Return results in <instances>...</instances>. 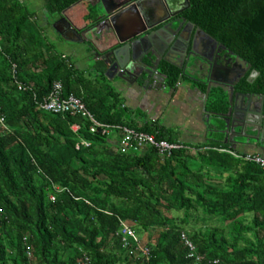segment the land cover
Returning <instances> with one entry per match:
<instances>
[{
	"label": "trees",
	"instance_id": "obj_1",
	"mask_svg": "<svg viewBox=\"0 0 264 264\" xmlns=\"http://www.w3.org/2000/svg\"><path fill=\"white\" fill-rule=\"evenodd\" d=\"M80 1L46 0V9L59 15ZM186 16L258 73L240 90L264 95V0H190ZM97 66L85 78L43 41L23 6L0 0V264H80L84 256L92 264H264L259 166L218 144L163 157L149 147L122 152L99 129L91 133L87 119L40 108L60 82L63 97L79 98L98 123L173 143L161 127L125 120L118 99L107 101L113 91L99 84L105 68ZM170 75V85L182 77L176 69ZM209 102L213 112L227 109L220 89ZM121 222L147 256L131 237L123 246ZM181 233L204 260L189 257Z\"/></svg>",
	"mask_w": 264,
	"mask_h": 264
},
{
	"label": "water",
	"instance_id": "obj_2",
	"mask_svg": "<svg viewBox=\"0 0 264 264\" xmlns=\"http://www.w3.org/2000/svg\"><path fill=\"white\" fill-rule=\"evenodd\" d=\"M83 1L85 0L80 2ZM185 3L188 5V0H185ZM129 8L134 10L137 24L142 28L129 38L123 39L117 32L115 20L123 16ZM141 9L138 0H130L119 5L115 0H95L91 5V16L89 15L91 19L84 27L81 29L75 27L65 15V10L54 28L61 34L66 31L68 35H73V38L64 37L67 42L72 43L90 42L94 46L86 38V34L96 29L113 37L110 39L108 36L106 41L111 45L107 49L103 52L97 51L105 68L104 76L108 79L117 77L130 84L164 89L168 86L165 80L170 74V69H176L181 72L182 77L194 83L196 88L206 85L205 102L211 95L212 89L222 90L227 95V109L225 113L213 112L208 115V118L211 117L208 121L209 131L222 134L224 137L222 144L232 149L240 147L264 153V96L235 94L234 85L239 79L233 84H228L221 78L215 81L212 67L220 64L199 52L195 45L196 34L199 32L209 41L210 50L217 49V53L225 51L231 56L232 51L199 27L192 34L194 25L191 22L186 23L185 19L175 20L145 34L151 27L145 28L139 12ZM135 19H130L131 23ZM188 26L191 30L186 32ZM243 63L246 69L240 77L251 69L250 64L244 61ZM222 67L230 69L227 64ZM257 76L258 73L253 70L248 75L247 81L252 82ZM212 83L217 84L212 85ZM212 119L219 121L220 124L212 123Z\"/></svg>",
	"mask_w": 264,
	"mask_h": 264
},
{
	"label": "crops",
	"instance_id": "obj_3",
	"mask_svg": "<svg viewBox=\"0 0 264 264\" xmlns=\"http://www.w3.org/2000/svg\"><path fill=\"white\" fill-rule=\"evenodd\" d=\"M15 1L28 11L30 21L36 23L41 30L43 38H45L43 32L44 28L50 26L58 35L61 42L69 44L70 49H68V51L72 53L73 59L69 58L68 54H61L73 64L75 69L83 72L84 75L88 74L90 71L92 76H94L93 72L96 71L97 65L102 63L100 56L97 55V51L103 52L111 45L106 41L110 35H107L104 31L100 33L99 29L88 32L86 38L90 40L95 47L92 46L90 42H67L64 37L73 38V35H68L66 31H63L61 34L54 28V25L62 17V12L59 15L49 13L46 9V0H30V9L24 6L22 0ZM93 2H95V0H85L67 10L65 15L75 27L81 29L87 23L84 16L86 14L91 16L90 8ZM143 7L152 9L153 17L155 16L156 9L152 4H147ZM90 16L89 19H91ZM132 18H136L134 13L124 14L115 20L117 32L123 39L129 38L141 27L140 24H137L136 19L131 23L130 19ZM144 20L146 21V19L142 18L143 23H145ZM195 38V45L200 53L206 54L210 51L208 46L210 43L203 35L198 32ZM110 39H113V37H110ZM46 43L50 44L49 42ZM211 52H213V50H211ZM107 84L111 87L113 91L112 95L114 96H111L112 98L107 101L110 102L113 98L118 99L119 108L124 113L125 120L136 127H142L146 124L151 127H161L168 131L169 136L174 140L173 143L188 148L191 151L200 147L208 149L210 146L218 144L226 146V149L220 148L221 150H228L235 155L243 156L250 154L264 157V153L261 152H255L240 147L232 149L222 144L223 135L209 131L208 121L211 117L208 118V115H211L213 111L212 105L209 102V97L206 102L204 100L206 88H196L194 83L184 77L179 78L173 85H168L167 88L164 89L143 87L135 83L130 84L121 81L117 77H113L112 79L106 78V85ZM96 85L97 84H95V86ZM223 112L225 113L226 111ZM212 123L220 124L219 121H214L213 119ZM107 136L114 144H116L119 139V134L114 131L110 132Z\"/></svg>",
	"mask_w": 264,
	"mask_h": 264
},
{
	"label": "built area",
	"instance_id": "obj_4",
	"mask_svg": "<svg viewBox=\"0 0 264 264\" xmlns=\"http://www.w3.org/2000/svg\"><path fill=\"white\" fill-rule=\"evenodd\" d=\"M16 68L15 65H12V69ZM18 89L21 90L22 86L18 85ZM40 108L52 114H70L75 116H80L84 119H87L90 122L89 131L95 133L98 129L101 134L108 135L110 132H117L119 134V139L117 145L122 152L136 151L138 149L144 148H154L158 155L163 157L164 155H169L171 151L182 148L176 143H170L165 140H156V138L148 133L138 131L126 126H108L98 123L91 113L86 109L83 102L74 96L73 94L63 97L62 95V84L60 82H54L48 96L41 102ZM0 124H4V117L0 114ZM73 131H77L78 126L75 125L72 127ZM81 145L87 147L88 143L81 141ZM219 152L227 153L235 158L242 159L245 162L253 163L259 166L264 171V157L259 155H235L234 153L228 150L218 149ZM53 199V198H51ZM117 236L120 237L121 243L124 247H127L128 237H131L136 243V249L144 256L149 254L148 248L142 247L139 241L135 238L131 228L124 222L120 223V230L117 233ZM180 238L183 244L189 250V257L194 258L196 262L204 260V257L197 254L195 246L188 239L185 233H181ZM133 252L130 251V254ZM27 255H30L29 249L27 248ZM215 263V261H214ZM80 264H92L89 257L84 256Z\"/></svg>",
	"mask_w": 264,
	"mask_h": 264
},
{
	"label": "flooded vegetation",
	"instance_id": "obj_5",
	"mask_svg": "<svg viewBox=\"0 0 264 264\" xmlns=\"http://www.w3.org/2000/svg\"><path fill=\"white\" fill-rule=\"evenodd\" d=\"M129 1L130 0H115L116 4L118 5L128 3ZM138 1H140V6L142 8L139 11L140 16L141 18L146 19V21L144 20L145 28L151 27L150 29H147L148 31L145 34H148L152 31H156L160 29L162 26L167 25L168 23L173 22L175 20L185 19L186 23L191 22L187 19V16H186L187 12H189L190 10V0H188L189 2L188 5L185 3V0H138ZM147 4H152L154 8L156 9L154 17H153L152 9H150L149 7L148 8L143 7V6H146ZM133 13H134V10L132 8H129L128 11L125 12V14H133ZM192 24L194 25V30L192 34H194L196 32L195 29L198 26H196L194 23ZM140 28L138 30H140ZM190 30H191L190 26L186 27V32H189ZM208 46L210 48V45ZM211 50L207 52L206 54L203 53V55H205L206 58H209L217 62L218 64H220V66L213 65L212 67V69L214 70L213 78L215 79V81H218V79L221 78L222 80L226 81L228 84H233L236 79H239V81L234 85L235 94L236 93H246V94H253V95H261L257 93H247V92L240 90V84L242 80L247 79L248 75L251 72V69L243 77H240L243 74L244 70L246 69V66H244L243 61L234 52H232L233 55L231 56V55H228L227 52L225 51H221L220 53H217L218 52L217 49L215 51L213 50V52H211ZM226 64L230 66V69H227L226 67H222L223 65H226ZM171 81H172V76L169 74L165 82L167 85H170ZM214 84H217V83H212V85Z\"/></svg>",
	"mask_w": 264,
	"mask_h": 264
},
{
	"label": "rangeland",
	"instance_id": "obj_6",
	"mask_svg": "<svg viewBox=\"0 0 264 264\" xmlns=\"http://www.w3.org/2000/svg\"><path fill=\"white\" fill-rule=\"evenodd\" d=\"M23 1V4L25 7L29 8L30 9V5H29V1L30 0H22ZM44 32V36L45 38H43V41L46 43V42H49L53 47H54V50L58 53H64V54H68L69 58L73 59V55L72 53H70L68 51V49H70V46L69 44H66L64 42H61L58 35L52 30V28L49 26V27H46L44 28L43 30ZM85 78L87 79H93V76L91 74V72L89 71L88 74L84 75ZM99 84H106L104 82H99ZM141 151V149H138L134 152H139ZM199 227H202L201 224L198 225Z\"/></svg>",
	"mask_w": 264,
	"mask_h": 264
}]
</instances>
